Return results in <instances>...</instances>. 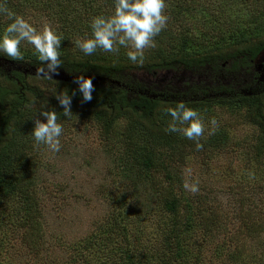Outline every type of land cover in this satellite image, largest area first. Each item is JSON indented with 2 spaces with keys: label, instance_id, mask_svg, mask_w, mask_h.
I'll return each instance as SVG.
<instances>
[{
  "label": "trees",
  "instance_id": "trees-1",
  "mask_svg": "<svg viewBox=\"0 0 264 264\" xmlns=\"http://www.w3.org/2000/svg\"><path fill=\"white\" fill-rule=\"evenodd\" d=\"M243 1L165 0L167 25L154 37V46L144 50L141 64L128 59L127 52L134 50L130 45L119 46L118 52L97 49L91 55L76 46L77 39L92 38L93 17L114 14L115 0H0V7L12 6L25 20L23 12H37V19L43 21L38 31L50 26L62 37L63 61L58 74L44 79L36 74L40 61L32 45L22 42V60L0 54V238L6 236L7 225L22 220L13 226L23 229L25 243L39 256L46 236L38 216L43 210L37 196L41 174L48 168V159H59L69 148L70 139L63 140L70 127L78 121L84 129L92 119L112 157L108 180L115 182L109 212L113 223L99 228L98 234L69 243L67 248L76 255L74 264H251L240 263L244 251L232 237L220 245L215 241L210 256L203 253L215 234L227 227L217 213L234 209L231 213L250 216L264 202V176L258 179L264 167V82L256 63L264 55V0L251 1L253 6L246 9ZM2 17L0 12V35L12 22ZM204 66L218 74L224 69L226 74L222 79L212 72L206 80L200 75H206ZM136 71H145L151 78L133 79L131 73ZM80 75L93 78L96 90L89 102H82L78 91L75 80ZM237 78L244 84L238 85ZM182 85L188 90L185 93L179 92ZM74 90L72 115L65 117L56 95L61 91L71 95ZM181 101L196 109L204 122L200 149L197 141L166 131L171 121L166 110ZM217 106L234 113L246 111L255 129L244 140L252 139L245 154L247 163H256V168L246 163L247 170L233 171L231 179L225 178L234 180L225 191L229 198L225 210L216 202L221 191L216 181L198 180L195 193L184 188V163L189 157L233 146L224 125L206 133ZM42 111H55L63 125L59 152L36 146L31 136L34 120L44 119ZM154 216L162 218L149 230ZM133 218L139 228L131 232ZM131 236L137 238L138 251L130 246ZM54 237L66 250L67 242ZM228 243L232 245L227 247ZM255 252L262 261L258 264H264V243L256 245ZM46 262L73 264L68 258L50 257L42 261Z\"/></svg>",
  "mask_w": 264,
  "mask_h": 264
},
{
  "label": "rangeland",
  "instance_id": "rangeland-1",
  "mask_svg": "<svg viewBox=\"0 0 264 264\" xmlns=\"http://www.w3.org/2000/svg\"><path fill=\"white\" fill-rule=\"evenodd\" d=\"M251 1L254 0L243 1L245 2V9L253 6ZM17 8L23 12L20 4H17ZM7 9L19 15L18 11L14 10L12 6H8ZM23 14L28 22L37 29L38 26L42 25L43 21L39 22L37 19V12L30 11L23 12ZM9 20L3 13L2 21L7 22ZM25 44L28 43L25 42ZM263 58L264 55L259 59V62L256 61L257 68L260 69L258 72L261 73L262 78L264 77V67L261 64L264 62ZM204 68L205 72L203 73L206 75H200L202 78L209 80V75L215 72L208 66H204ZM221 72L215 74H217V78L219 76L223 79L222 76L226 74V71L223 69ZM131 77L138 80L147 78V81L151 78L145 71L132 72ZM262 81L264 82V80ZM235 82L238 85L244 84L238 78L235 79ZM41 84H44V82H41ZM182 86L183 88L179 87L181 89L180 93L188 91L185 85ZM247 116L248 113L244 110L240 113H234V111L224 107H215L211 119L215 118L217 124L224 125L230 131L233 146L216 153L207 151L204 154L193 155L184 163V178L190 185L198 180H207L210 183L216 181L215 185L221 191H218L220 196L217 194L215 198L222 210L227 208L224 205L229 202L228 194L225 191L234 181L225 178L231 179L233 171L239 173L244 169L247 170L244 165L249 158L245 153L250 151L252 139H249V137L246 140L244 139L255 132L254 127L247 121ZM82 127L83 125L78 121L74 123L73 127H70L67 137L63 140L64 142L70 139L69 148L63 154L60 153L61 157L59 159H48V168L41 174L37 196L41 199L43 210L38 213V216L39 221L43 222L46 236L44 237L45 244L40 246L39 256L34 254L32 245L25 243L23 229L13 226L22 221L18 220L14 224L7 225L8 230L3 231V233L7 232L6 238H0V264H43L42 261L49 260L50 257L61 261L68 258V261L74 264L76 255L71 253L72 248H67L69 243L84 240L95 233L98 234L100 233L99 228L103 229V226L106 228L108 224L113 223L109 212L111 210V190H113L115 182L114 179L108 180L109 172L112 171V157L103 146L102 137L95 122L90 119L87 121L86 128L82 129ZM211 127H213L212 124L207 126V134L211 132ZM247 166L248 168H256V163L248 162ZM258 175V179L264 176V167L262 170L259 169ZM253 181L255 182V180ZM233 211L234 209H230V212L227 213H217L218 220L227 227L223 231L217 232L213 241L204 248V257L213 254L212 244L215 241L220 245L222 241L226 242L232 237L237 242H241L240 248L242 252L244 251L241 252L243 259L240 263L242 261L249 263L250 261L251 264H258L260 259L255 252V247L264 243V230L258 232L260 229H264V202H262L260 210L255 208V211L259 212L252 213L250 216L231 213ZM33 213L36 212L33 211ZM161 218L160 216H154L149 230L154 229ZM130 228L131 232L135 228L138 229V221L134 219ZM54 236H59L67 242L66 250L62 249L59 241ZM129 240L132 249L138 251L137 238L131 236ZM48 243L50 246H48ZM230 245L232 243H228L227 247ZM50 249H56L59 253L62 252L63 256L52 252ZM65 251L68 252V255ZM82 261V259H79L80 263ZM260 262L262 261L260 260ZM45 264L50 263L46 262Z\"/></svg>",
  "mask_w": 264,
  "mask_h": 264
},
{
  "label": "clouds",
  "instance_id": "clouds-1",
  "mask_svg": "<svg viewBox=\"0 0 264 264\" xmlns=\"http://www.w3.org/2000/svg\"><path fill=\"white\" fill-rule=\"evenodd\" d=\"M165 0H115V12L110 17L96 16L91 20L92 38L77 39L76 46L85 54L91 55L101 49L105 52H118L119 46L134 49L127 52V57L133 63H143L144 50L154 46L156 37L167 25L168 16L164 14ZM12 22L9 23L2 35H0V54H4L14 60H22V42L32 45L40 66L36 68L37 76L44 79H52L53 74H58L62 66L61 48L62 37L50 26H45L43 31L25 20L22 16L9 9L0 7ZM78 91L82 102L93 99L96 90L92 77L80 75L76 77ZM76 95L74 90L70 95L61 91L56 95L63 115H72L71 103ZM167 113L171 116L166 131L179 132L189 140L197 141L196 147H203L199 139L205 133V125L196 109L186 107L184 102H178L174 108H168ZM40 116L44 119L34 120L31 136L35 145H45L51 152H59L61 148V136L64 131L63 125L58 122L55 111H42ZM210 123L213 130L217 125L215 118ZM187 125V126H185ZM250 178L254 174L250 173ZM184 188L192 193L199 190L198 181L191 185L185 181Z\"/></svg>",
  "mask_w": 264,
  "mask_h": 264
},
{
  "label": "water",
  "instance_id": "water-1",
  "mask_svg": "<svg viewBox=\"0 0 264 264\" xmlns=\"http://www.w3.org/2000/svg\"><path fill=\"white\" fill-rule=\"evenodd\" d=\"M260 70V69H259ZM262 80H264V77L262 78Z\"/></svg>",
  "mask_w": 264,
  "mask_h": 264
}]
</instances>
